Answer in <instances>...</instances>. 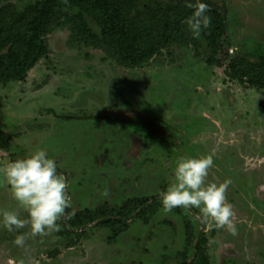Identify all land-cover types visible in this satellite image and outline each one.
<instances>
[{
  "label": "rangeland",
  "instance_id": "rangeland-1",
  "mask_svg": "<svg viewBox=\"0 0 264 264\" xmlns=\"http://www.w3.org/2000/svg\"><path fill=\"white\" fill-rule=\"evenodd\" d=\"M40 0H0V28ZM130 20L148 17L162 0H115ZM221 10L233 51L256 63L264 56V0H203ZM92 28L96 30L93 23ZM48 54L19 82L0 83V130L12 137L0 166L45 149L68 185L72 216L120 213L134 199L157 198L173 182L179 157L212 155L207 181H230L237 234L202 223L199 209H173L125 228H88L77 241L30 225L0 226V264H181L197 250L209 264H264V88L229 77V62L208 63L210 51L174 45L150 63L122 66L99 44L66 24L44 38ZM69 118V119H68ZM0 209L27 212L0 178ZM24 235V245L13 240Z\"/></svg>",
  "mask_w": 264,
  "mask_h": 264
},
{
  "label": "trees",
  "instance_id": "trees-1",
  "mask_svg": "<svg viewBox=\"0 0 264 264\" xmlns=\"http://www.w3.org/2000/svg\"><path fill=\"white\" fill-rule=\"evenodd\" d=\"M204 3L209 6L211 25L200 39H193L183 23L193 9L187 8L184 0L153 1L147 6L148 17L140 20L126 17L115 0H40L27 14L0 28V83L24 80L49 52L45 36L70 24L88 43L103 46L129 69L150 63L174 45H190L197 52L206 47L211 53L208 63L229 62L232 80L264 88V56L253 63L243 54L234 53V34L224 13ZM11 140L9 134L0 130L1 153L9 149ZM10 161L14 159L10 157ZM159 207H162L159 199L148 198L127 202L120 213L99 210L72 216L66 209L61 234H72L78 241L88 228H125L140 218L155 214ZM174 210L183 214L180 207ZM185 227L188 240L197 251L190 257L188 253H182L181 264H209L202 256L203 235H194L192 222L188 219Z\"/></svg>",
  "mask_w": 264,
  "mask_h": 264
},
{
  "label": "clouds",
  "instance_id": "clouds-1",
  "mask_svg": "<svg viewBox=\"0 0 264 264\" xmlns=\"http://www.w3.org/2000/svg\"><path fill=\"white\" fill-rule=\"evenodd\" d=\"M184 5L193 11L183 23L193 39H200L211 25L209 6L203 0L194 3L184 0ZM213 165L212 155L179 157L172 173L173 182L161 194L162 210L168 213L177 207L199 209L202 223H211L217 229L236 235L235 212L226 196L230 181L208 182L209 169ZM0 178L10 187L18 205L27 212V218H22L16 211L0 209V226L13 232L30 225L33 236L60 230L57 221L71 207V201L65 177L57 171L56 161L45 149L0 166ZM24 242L23 234L13 240L17 246H23Z\"/></svg>",
  "mask_w": 264,
  "mask_h": 264
}]
</instances>
